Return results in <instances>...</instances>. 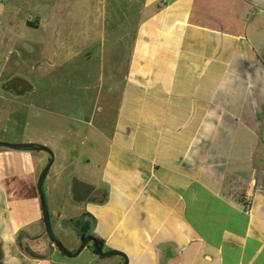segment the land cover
Wrapping results in <instances>:
<instances>
[{"label": "crops", "instance_id": "crops-1", "mask_svg": "<svg viewBox=\"0 0 264 264\" xmlns=\"http://www.w3.org/2000/svg\"><path fill=\"white\" fill-rule=\"evenodd\" d=\"M138 14L109 29L132 38L130 61L100 181L73 209L95 218L118 264H264V48L250 38L264 0H143ZM40 15L26 24L48 26ZM10 211L0 185L3 252L13 245L21 263L28 246L50 264L56 246L38 227L21 234Z\"/></svg>", "mask_w": 264, "mask_h": 264}, {"label": "rangeland", "instance_id": "rangeland-1", "mask_svg": "<svg viewBox=\"0 0 264 264\" xmlns=\"http://www.w3.org/2000/svg\"><path fill=\"white\" fill-rule=\"evenodd\" d=\"M51 1L0 0V142L50 148L53 163L43 189L51 225L63 246L74 252L84 232L69 198L87 195L88 186L100 181L108 151L104 135L112 136L133 45L131 37L116 42L118 36L109 29L127 16H135L129 23L135 27L143 0H105L104 13L101 0H86L87 9L95 6L98 11H88L85 0H69L67 5ZM38 14L48 26L26 24ZM253 37L252 45L264 48V23L256 42ZM14 77L25 81V87L15 88L10 83ZM50 158L43 150L0 146V185L9 194L11 216L25 219L21 234L26 231L33 239L38 227L47 243L42 216L35 222L40 208L36 183ZM33 194L36 200L30 198ZM1 234L0 226L2 249ZM20 249L24 261L10 258L19 255L10 245L2 250V264L9 258L6 263H35L28 246ZM43 252L47 256L48 250ZM52 257L50 264H118L120 259L95 255L91 243L74 257L59 250Z\"/></svg>", "mask_w": 264, "mask_h": 264}, {"label": "water", "instance_id": "water-1", "mask_svg": "<svg viewBox=\"0 0 264 264\" xmlns=\"http://www.w3.org/2000/svg\"><path fill=\"white\" fill-rule=\"evenodd\" d=\"M10 83H12V85L17 89H19V87H22V86L25 87V85H26L25 81H23L22 79L17 78V77H14L10 81ZM0 146H6V147H10V148L17 149V150L23 149V148H31L34 150H43V151H46V152L51 154V158H50L49 162L43 168L40 175L38 176L36 187H37V192H38V196H39L41 213H42V218H43L46 234L48 236V239L56 246V248L62 254L69 256V257H74V256L78 255L84 249V247L87 244L91 243L92 247H93V253L95 255H98V256L123 255L122 252H120L119 250H116V249H108V250L101 249L99 247L97 240L94 237H92L91 235L83 236L80 240V243H79L77 249L74 252L68 251L63 246L61 241L55 236V234L53 232L51 220H50V215H49V210H48V205H47V200H46V195H45V191L43 189L44 180H45L47 173H48V171H49V169L53 163L52 151L50 150L49 147H47L45 145H39V144H35V143H5V142H0ZM123 264H127V260H125Z\"/></svg>", "mask_w": 264, "mask_h": 264}, {"label": "trees", "instance_id": "trees-1", "mask_svg": "<svg viewBox=\"0 0 264 264\" xmlns=\"http://www.w3.org/2000/svg\"><path fill=\"white\" fill-rule=\"evenodd\" d=\"M80 229L84 232L82 235H81V238L85 235H91L92 237H94L98 244H99V247L101 249H105V244H104V240L102 238H100L98 235H96L92 230H93V227H94V223H95V218L89 213V212H82L81 214V218H80ZM29 255L31 257H35V258H38L39 257V254L33 252L32 250H30L28 248V251ZM2 256H3V252H2V249H1V246H0V264H2Z\"/></svg>", "mask_w": 264, "mask_h": 264}, {"label": "built area", "instance_id": "built-area-1", "mask_svg": "<svg viewBox=\"0 0 264 264\" xmlns=\"http://www.w3.org/2000/svg\"><path fill=\"white\" fill-rule=\"evenodd\" d=\"M249 207H250V203L247 202V203L245 204V210L248 211Z\"/></svg>", "mask_w": 264, "mask_h": 264}]
</instances>
